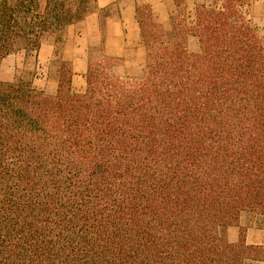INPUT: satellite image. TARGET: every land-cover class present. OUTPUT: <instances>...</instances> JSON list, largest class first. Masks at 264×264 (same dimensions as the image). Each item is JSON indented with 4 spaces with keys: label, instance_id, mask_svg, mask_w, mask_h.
<instances>
[{
    "label": "trees",
    "instance_id": "16d2710c",
    "mask_svg": "<svg viewBox=\"0 0 264 264\" xmlns=\"http://www.w3.org/2000/svg\"><path fill=\"white\" fill-rule=\"evenodd\" d=\"M246 1L198 7L193 30L139 18V81L115 76L102 51L83 94L67 62L55 96L0 81V264L264 262V245L219 232L241 212L264 217V40ZM64 10L0 0V61L37 53L72 24Z\"/></svg>",
    "mask_w": 264,
    "mask_h": 264
},
{
    "label": "rangeland",
    "instance_id": "374dc122",
    "mask_svg": "<svg viewBox=\"0 0 264 264\" xmlns=\"http://www.w3.org/2000/svg\"><path fill=\"white\" fill-rule=\"evenodd\" d=\"M65 2V10L71 15L69 19L72 24L65 25L58 30L51 29L47 32L41 41V48L36 52L15 49L13 53L6 56L0 61V81L4 83H13L20 80L28 82L35 90L44 93L47 96H55L58 89L59 78L64 70L62 67L67 62L73 70V43L69 38L73 32L79 30V27L73 29V25L78 24L86 15L90 14L95 7L94 0H63ZM178 11L172 19L184 18L186 26L189 30H193L196 25L197 8L201 6H209L212 0H176ZM145 0H141L139 6V18L144 23L150 20L154 26L161 25V28L169 30L170 23H161L154 13H149V9ZM194 8V14L189 12V8ZM247 19H249L260 38L264 40V0H247L246 5L242 8ZM117 9L113 7L105 11V17L116 15ZM151 15V16H150ZM149 17L151 19H149ZM172 21V20H171ZM106 22V21H105ZM159 32V29H156ZM145 34L147 31L145 30ZM144 36V31L142 30ZM142 36V37H143ZM195 37V38H193ZM144 38V37H143ZM141 38V45L137 51L129 52V55L123 59L108 58L111 63V72L120 78L139 81L144 77L148 51L144 40ZM70 41V43H69ZM72 46V48H71ZM53 47V48H52ZM187 47L190 53L196 54L200 52L199 38L194 35L187 36ZM140 49V50H139ZM102 50L99 47H92L87 52L86 72L82 78H72V91L75 94H83L86 91V73L91 59H100ZM89 53V54H88ZM89 55V56H88ZM129 63L131 67L127 71L115 73L113 68L121 64ZM80 69L78 63L76 70ZM220 234L229 243H238L241 239L247 245H255V242H262L264 245V217L251 211L240 213L236 226H224L219 230ZM245 264H264V262L247 261Z\"/></svg>",
    "mask_w": 264,
    "mask_h": 264
},
{
    "label": "crops",
    "instance_id": "0c3cea01",
    "mask_svg": "<svg viewBox=\"0 0 264 264\" xmlns=\"http://www.w3.org/2000/svg\"><path fill=\"white\" fill-rule=\"evenodd\" d=\"M193 2L195 5V0ZM145 3L158 20L165 24L170 23L178 11L176 0H145ZM140 4L141 0H95L94 10L78 24L73 25V29L76 27L77 30L79 27V30L69 35V38H73L71 40L73 48L72 46L71 48L74 78L84 76L86 72L84 59L92 47H99L107 58L117 59L126 58L129 52L137 51L143 38L138 15ZM113 7L117 9L116 15L105 17L103 13ZM190 11L194 14L193 7L189 8ZM78 63L80 69L77 72ZM129 67H131L129 63H123L115 66L113 71L118 74L127 71ZM262 244V242H255V245Z\"/></svg>",
    "mask_w": 264,
    "mask_h": 264
}]
</instances>
